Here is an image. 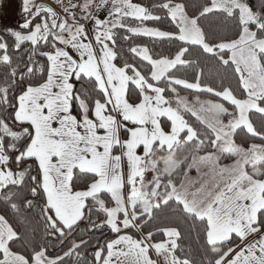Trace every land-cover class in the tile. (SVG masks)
<instances>
[{"label":"snow or ice","instance_id":"snow-or-ice-1","mask_svg":"<svg viewBox=\"0 0 264 264\" xmlns=\"http://www.w3.org/2000/svg\"><path fill=\"white\" fill-rule=\"evenodd\" d=\"M19 11L0 264H264V0Z\"/></svg>","mask_w":264,"mask_h":264},{"label":"rangeland","instance_id":"rangeland-1","mask_svg":"<svg viewBox=\"0 0 264 264\" xmlns=\"http://www.w3.org/2000/svg\"><path fill=\"white\" fill-rule=\"evenodd\" d=\"M10 1V6H9V11H8V18L6 19V20H9V17H12L13 15H14V13H15V11H16V1L15 0H9ZM37 2L38 3H44V4H48V5H50V6H52V7H54V8H56L57 6V4L56 3H54V4H52L51 3V0H37ZM57 10H59V9H57Z\"/></svg>","mask_w":264,"mask_h":264},{"label":"built area","instance_id":"built-area-1","mask_svg":"<svg viewBox=\"0 0 264 264\" xmlns=\"http://www.w3.org/2000/svg\"><path fill=\"white\" fill-rule=\"evenodd\" d=\"M9 6L10 2L8 0H4L0 8V21H5L8 18Z\"/></svg>","mask_w":264,"mask_h":264},{"label":"trees","instance_id":"trees-1","mask_svg":"<svg viewBox=\"0 0 264 264\" xmlns=\"http://www.w3.org/2000/svg\"><path fill=\"white\" fill-rule=\"evenodd\" d=\"M16 1V16H17V19H18V23L17 24H13V23H2L0 21V25H6V26H10V27H17L19 23L22 22V18H21V14H20V11H19V6H20V0H15ZM2 3H0V6H1Z\"/></svg>","mask_w":264,"mask_h":264},{"label":"crops","instance_id":"crops-1","mask_svg":"<svg viewBox=\"0 0 264 264\" xmlns=\"http://www.w3.org/2000/svg\"><path fill=\"white\" fill-rule=\"evenodd\" d=\"M53 2L57 4V0H51L52 4H54ZM6 22L7 23H13V24H17L18 23V19H17V16H16V11H15V13H14V15L12 17H9V20L2 21V23H6ZM193 175H195V173H193Z\"/></svg>","mask_w":264,"mask_h":264}]
</instances>
